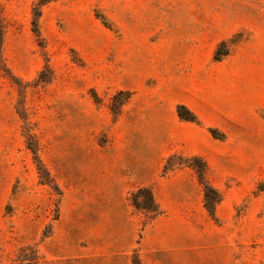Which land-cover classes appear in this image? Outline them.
I'll return each mask as SVG.
<instances>
[{"label": "rangeland", "instance_id": "374dc122", "mask_svg": "<svg viewBox=\"0 0 264 264\" xmlns=\"http://www.w3.org/2000/svg\"><path fill=\"white\" fill-rule=\"evenodd\" d=\"M158 215L264 264V0H0V264H143Z\"/></svg>", "mask_w": 264, "mask_h": 264}, {"label": "crops", "instance_id": "0c3cea01", "mask_svg": "<svg viewBox=\"0 0 264 264\" xmlns=\"http://www.w3.org/2000/svg\"><path fill=\"white\" fill-rule=\"evenodd\" d=\"M175 218H166L160 215L154 218L153 229L161 234V240L151 242L146 240L142 243L143 264H194L196 262L195 244L185 242L184 244H174L165 240L163 224L173 222ZM162 239H164L162 241Z\"/></svg>", "mask_w": 264, "mask_h": 264}, {"label": "trees", "instance_id": "16d2710c", "mask_svg": "<svg viewBox=\"0 0 264 264\" xmlns=\"http://www.w3.org/2000/svg\"><path fill=\"white\" fill-rule=\"evenodd\" d=\"M134 203H135V206L138 207L136 200H134ZM209 211L211 212L212 215H214V209L213 208H209Z\"/></svg>", "mask_w": 264, "mask_h": 264}]
</instances>
